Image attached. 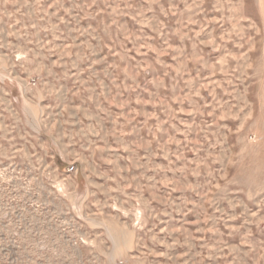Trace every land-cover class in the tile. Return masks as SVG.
Listing matches in <instances>:
<instances>
[{"label": "rangeland", "instance_id": "obj_1", "mask_svg": "<svg viewBox=\"0 0 264 264\" xmlns=\"http://www.w3.org/2000/svg\"><path fill=\"white\" fill-rule=\"evenodd\" d=\"M177 21L191 35L224 28L215 40L229 50L209 43L178 60L160 34ZM98 87L96 106L125 110L124 154L145 152L147 127L139 137L131 122L156 107L155 153L168 157L157 176L195 212L171 255L197 237L205 264H264V0H0V264H129L115 258L134 236L130 213L122 233L123 180L113 175L107 196L78 189L62 174L75 153L43 155L32 135L37 115Z\"/></svg>", "mask_w": 264, "mask_h": 264}, {"label": "crops", "instance_id": "obj_2", "mask_svg": "<svg viewBox=\"0 0 264 264\" xmlns=\"http://www.w3.org/2000/svg\"><path fill=\"white\" fill-rule=\"evenodd\" d=\"M172 29L171 35L168 34L169 31L166 34L164 32L160 34L166 37V47L170 46L172 50H178L180 53L177 55L178 60L187 59L189 56L192 59H200L199 54L202 46L209 43L213 48L219 49L220 46L223 51L229 50V42L216 44V35H221L225 30L222 27H219L216 32L214 27L204 32L201 28L196 27L191 35L189 31H184L182 27H179V21H177L176 27H172ZM205 34L207 37H205ZM175 54L169 57L172 60L177 59L178 57ZM98 89L99 87L96 91L97 94L95 93L93 96L84 95L85 97L80 99L79 102H76L73 97L67 108L53 110L54 112L47 111L42 113L41 116L37 115L38 127L32 135L38 142H42L38 144V147L42 150L43 155L51 157L62 155V150L66 148H70L71 152L75 153L76 160L72 162L78 164V172L75 174L63 172L62 174L65 180L78 178L79 181L76 184L78 189L86 191L91 189V185H94L99 189L101 196H107L108 180L113 179V175L117 179L120 177L123 180L119 185L122 202L118 207L123 219L122 233L126 232L125 223L129 221L125 216L130 213L134 236L132 246L126 250H121L115 255V258L127 260L129 264H205L209 256L206 255L207 258H205L203 251L198 250L197 237L194 241L195 246L191 250L182 248V251L179 252L178 250L177 253L172 255L169 252V249L173 247L172 239L183 240V236L181 239V236L175 234V231L182 234L184 226L181 223L190 222V219L195 220V212L191 209L182 210L173 201L171 185L169 186L163 181L167 176L166 172L163 173V177H158L161 172L157 174L155 164L159 159L162 163H165L168 157L161 156L163 159H157L159 155L155 153L157 145L155 131L159 126L151 119V115L152 112L156 111V107L149 110L151 112L148 118L138 120L137 115L131 122L132 125L138 128L139 137L140 132L143 131L142 129L145 126L147 127L148 137L146 142L148 147L145 152L143 154H124L125 110L123 106H96L93 97L101 96ZM157 95H163L160 96V99L169 103L166 92ZM166 110L168 109H164L163 113L160 112L159 115V117L165 118L161 122L162 125H165V128L166 124H169L166 121V117H169L165 113ZM168 127L169 125H167ZM27 133L29 135V132ZM26 140L32 141L28 137ZM158 142L166 143V140L165 138L158 139ZM133 159H137L139 163L143 164L141 170L140 167L137 170H130L129 167L121 170L119 164L132 163ZM113 164L119 166L120 170L113 172L109 169ZM150 164L153 165L150 166ZM145 165H147L146 168ZM97 167L99 171L96 170ZM157 178L159 179L157 180ZM100 225L102 229L104 223ZM104 227L106 232L101 230L99 234L106 241L107 224ZM87 233L92 235L89 232ZM179 243L182 244L181 241ZM210 260L211 264L221 263L215 260L213 255H211Z\"/></svg>", "mask_w": 264, "mask_h": 264}, {"label": "built area", "instance_id": "obj_3", "mask_svg": "<svg viewBox=\"0 0 264 264\" xmlns=\"http://www.w3.org/2000/svg\"><path fill=\"white\" fill-rule=\"evenodd\" d=\"M33 84H35V82L33 81ZM66 172L68 173V174H75L76 172H77V166H76V164L73 162V163H71V166L69 167H67V169H66ZM87 232H85L84 233V237H86L87 236ZM80 240H82V238H80ZM119 264H125V262L124 261H121Z\"/></svg>", "mask_w": 264, "mask_h": 264}, {"label": "bare ground", "instance_id": "obj_4", "mask_svg": "<svg viewBox=\"0 0 264 264\" xmlns=\"http://www.w3.org/2000/svg\"><path fill=\"white\" fill-rule=\"evenodd\" d=\"M33 81L35 82V85H37V83H38L37 80L33 79ZM72 163H73V162H72ZM70 166H71V165H69V167H70ZM77 172H78V168H77ZM77 172H76V173H77Z\"/></svg>", "mask_w": 264, "mask_h": 264}]
</instances>
